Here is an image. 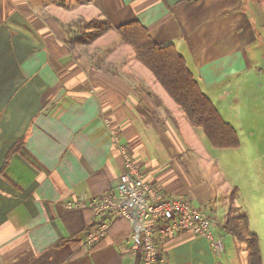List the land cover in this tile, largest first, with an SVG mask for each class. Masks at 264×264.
Instances as JSON below:
<instances>
[{
    "label": "crops",
    "instance_id": "1",
    "mask_svg": "<svg viewBox=\"0 0 264 264\" xmlns=\"http://www.w3.org/2000/svg\"><path fill=\"white\" fill-rule=\"evenodd\" d=\"M76 4L67 11L53 0H0V264H143L131 252L135 230L125 219L87 247L98 220L91 208L76 206L117 192L125 171L119 147L160 193L204 210L213 202L207 183L192 179L206 154L183 111L140 63L119 70L81 52L73 20L106 18L114 29L138 22L155 44L174 45L239 136L240 95L256 82L264 89L263 69L254 65L264 0ZM225 200L224 217L209 213L215 238L231 215ZM161 248V264H231L217 260L208 239L188 232Z\"/></svg>",
    "mask_w": 264,
    "mask_h": 264
},
{
    "label": "rangeland",
    "instance_id": "2",
    "mask_svg": "<svg viewBox=\"0 0 264 264\" xmlns=\"http://www.w3.org/2000/svg\"><path fill=\"white\" fill-rule=\"evenodd\" d=\"M53 2L55 6L65 8L67 11H71V8L77 5L73 0H66L67 7H62L63 5L59 1L53 0ZM95 12L97 11L95 10ZM95 19H97L96 16ZM73 21L72 25H69L71 31H74L79 37L83 36L86 33L84 31L85 24L90 21L85 18ZM77 47L81 48V52L93 55L94 60L106 67L108 64L109 66L113 64L120 70L122 63L125 65L127 62L129 64L139 63L135 58L133 48L122 43L120 34L116 30L108 32L88 46L80 45ZM256 53H258V58L254 65L263 69L261 76L264 77V39L257 45ZM254 76L261 77L253 73L252 77ZM250 89L252 90L250 94L240 95L243 98L237 124L241 133L240 149L215 150L211 147L205 134L194 129L199 136V144L205 148L206 158L205 160L201 159L202 165L200 164L201 161L197 160L199 175L192 177V179L201 178L211 189L213 202L206 208L208 213H219L220 218L224 217L225 199H230L231 213L247 216L251 232L259 238L264 264V89L259 90L257 82ZM215 101L217 102V99ZM219 102L216 103L218 106ZM230 119L231 117L225 113L224 120L233 121ZM236 188L239 190L238 193L237 190H234ZM229 191L231 193L228 195ZM235 201L236 204L233 207ZM218 207L219 210L217 211ZM216 231V238L221 239L225 247L223 254L220 258L217 257V260L231 264H247L248 244L230 236L222 228Z\"/></svg>",
    "mask_w": 264,
    "mask_h": 264
},
{
    "label": "built area",
    "instance_id": "3",
    "mask_svg": "<svg viewBox=\"0 0 264 264\" xmlns=\"http://www.w3.org/2000/svg\"><path fill=\"white\" fill-rule=\"evenodd\" d=\"M114 146L118 136L113 133ZM125 164L121 185L99 200L80 203L79 209L91 208L97 218V225L88 231L85 245L93 247L101 242L116 219H125L135 230L133 255L143 257V264H161L164 254L161 242L188 232L196 237L208 239L214 253L220 258L225 247L213 234L215 217L193 202L160 193L149 184L127 147L120 148Z\"/></svg>",
    "mask_w": 264,
    "mask_h": 264
},
{
    "label": "trees",
    "instance_id": "4",
    "mask_svg": "<svg viewBox=\"0 0 264 264\" xmlns=\"http://www.w3.org/2000/svg\"><path fill=\"white\" fill-rule=\"evenodd\" d=\"M67 7L66 0H56ZM81 3L83 0H73ZM83 36L73 41L88 46L108 32H119L124 45L133 48L136 60L154 76L168 96L183 111L194 129L201 130L215 150L240 149L241 139L236 128L222 119L210 98L205 95L183 56L174 45L162 46L153 42L149 31L138 22L114 29L108 19H93L85 24ZM22 142V141H20ZM236 190V189H234ZM234 194V191H232ZM224 230L232 237L247 243V264H263L259 238L251 232L245 215L231 213L224 223Z\"/></svg>",
    "mask_w": 264,
    "mask_h": 264
}]
</instances>
